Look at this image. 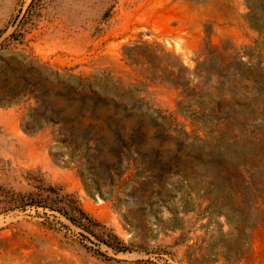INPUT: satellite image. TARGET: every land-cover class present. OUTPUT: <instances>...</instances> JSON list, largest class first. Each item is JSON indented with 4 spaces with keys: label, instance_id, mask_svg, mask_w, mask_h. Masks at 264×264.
Segmentation results:
<instances>
[{
    "label": "rangeland",
    "instance_id": "1",
    "mask_svg": "<svg viewBox=\"0 0 264 264\" xmlns=\"http://www.w3.org/2000/svg\"><path fill=\"white\" fill-rule=\"evenodd\" d=\"M247 12L245 0H0V264H264V61L249 55ZM50 72L153 113H127L128 163L90 153L102 196L59 152L55 127L23 130L28 93L38 73L46 92ZM29 179L74 196L130 251L98 246L58 213L4 210Z\"/></svg>",
    "mask_w": 264,
    "mask_h": 264
},
{
    "label": "trees",
    "instance_id": "2",
    "mask_svg": "<svg viewBox=\"0 0 264 264\" xmlns=\"http://www.w3.org/2000/svg\"><path fill=\"white\" fill-rule=\"evenodd\" d=\"M247 14L245 23L250 30L256 33L257 39L253 42L251 53L264 61V0H245ZM243 55L236 49L228 57L243 65ZM236 73H233V75ZM38 88L42 77L37 74ZM49 88L46 92L35 89L28 93L34 100L30 112L23 118V130L36 133L51 124L56 128L55 143L61 154H66L68 163H75L86 191L89 194L103 195L101 191V180L97 177L95 169L91 164V152L99 153L107 149L117 159L118 166L128 163L133 153V141L135 136L125 132L124 123L128 119L127 113L153 115L149 111H143L142 101L136 100L130 106L124 101L126 94L119 95L118 89H109L107 85L101 87L96 82H91L72 76L62 77L57 73L50 72L48 76ZM234 76L232 77V79ZM264 82V73L261 75ZM25 95V92L22 93ZM129 102V101H128ZM118 104L127 105L125 118L116 119L115 107ZM129 107V108H128ZM114 110H113V109ZM210 117V115H208ZM221 121L225 117H212ZM102 124H107L110 129L114 128L112 135H104ZM120 129H117L118 125ZM110 131V130H109ZM122 172L120 171L119 176ZM32 191L22 194L11 190L5 196L3 203L6 211H25L27 208L43 209L63 216L72 225L84 233L95 238L98 246H105L114 253H126L130 249L110 229L93 219L86 213L76 198L65 194L61 189L46 185L44 181L29 179ZM108 187L113 186L109 182ZM109 194V193H108ZM84 236V235H82ZM87 240L88 237H85ZM101 255L99 251H96Z\"/></svg>",
    "mask_w": 264,
    "mask_h": 264
}]
</instances>
